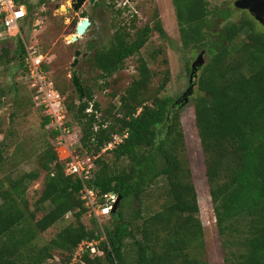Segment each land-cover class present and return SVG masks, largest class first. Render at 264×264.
<instances>
[{
	"label": "trees",
	"instance_id": "obj_1",
	"mask_svg": "<svg viewBox=\"0 0 264 264\" xmlns=\"http://www.w3.org/2000/svg\"><path fill=\"white\" fill-rule=\"evenodd\" d=\"M31 2L28 0L32 16ZM173 2L183 46L210 54L200 69L193 104L224 263L264 264V32L255 31L253 23L244 19L226 24L212 40L210 29L215 22L206 20L210 12L206 0ZM152 21V25L138 27L133 37L119 26L109 44L96 50L93 63L102 77L113 76L128 57L139 53L152 31L167 38L157 11ZM246 29L250 30L248 38L239 39ZM24 54L19 40L15 56L25 77ZM137 70V78L120 95L119 116L111 125L87 112L94 94L89 86H85L84 100L79 102L76 97L66 104L68 114L81 128L79 137L67 122L78 134L70 136L72 141H80L77 153L99 155L89 184L102 193L121 196L116 213L102 216H109L112 222L107 225L103 219L102 228L95 217L92 221L97 228L82 222V216L88 214L80 193L82 182L66 172L65 161L55 149L56 131L51 130V143L47 142L40 156L45 187L34 210L27 191L40 176L38 170L0 179V264H47L55 256L71 264L75 249L84 240L99 241L103 254L85 252L77 264H210L179 107L172 97L158 96V90L149 103L146 93L154 72L148 59L141 57ZM168 80L169 70L161 88ZM94 106L99 109L98 103ZM49 120L45 115L43 124L48 125ZM124 131L128 136L106 151L112 160H105L102 149L112 140V133ZM6 148L0 140V164ZM161 178L166 203L149 212L145 198ZM129 201L138 202V207L127 219L123 207ZM47 204L50 208L38 219L37 212L44 211ZM67 215L74 221L49 241L34 243L39 233ZM102 230L105 239H101ZM54 252L63 254L62 259Z\"/></svg>",
	"mask_w": 264,
	"mask_h": 264
},
{
	"label": "rangeland",
	"instance_id": "obj_2",
	"mask_svg": "<svg viewBox=\"0 0 264 264\" xmlns=\"http://www.w3.org/2000/svg\"><path fill=\"white\" fill-rule=\"evenodd\" d=\"M75 1L46 0L40 2V0H32L31 3L34 7L31 12L32 16L29 12L28 17L19 21L23 35L0 36V140L5 141L7 146L3 162L0 164V179H5L7 175L17 177L23 172L38 170L40 176L30 183L27 191L31 210L37 206L36 203L45 187L46 171L42 167L40 156L44 152L47 142L51 143L52 129L49 125L43 124L45 114L33 102L30 86L22 74L23 68L15 56L19 40L22 41L24 47L38 45L44 53H47L49 61L47 68L55 83L60 90L67 89V92H62L67 105L73 98L78 97L72 82L73 71L76 69L84 88L89 86L94 92L87 112H94L99 121L106 119V123L110 125L114 123L115 117L119 116L120 95L138 76L137 65L141 57L148 59L149 67L154 72L147 88L148 102H152L151 99L158 90V96H170L176 103L190 85L192 63L203 52L201 48L192 50L183 46L173 0H96L92 4L87 0L82 8L76 11L72 6ZM206 1L210 11L206 20L215 22L213 28L210 29V32H213L212 40L217 38V34L226 24L239 23L244 19L253 23L255 31L264 32V26L258 23L248 11L234 5V0ZM155 11L159 13L167 38L161 37L158 31H152L139 53L128 57L123 67L113 76L107 79L102 77L100 70L93 63L96 50L109 44L119 26L127 28L133 37L138 27L147 23L152 25V16ZM84 13L87 14L86 17L83 16ZM83 18L89 19L91 24L83 34L78 36V40L72 41L71 37L76 33L75 25H78ZM133 24L136 26H132ZM249 31V29L244 30L239 39L246 40ZM77 49H80L82 54L79 56L78 64L73 67L72 63L76 58L75 51ZM204 56L208 60L209 52L204 51ZM201 67L194 79L193 94L185 104L176 103V105L180 110L187 155L193 181L198 190L200 217L204 224L209 261L210 264H225L206 177L204 153L195 123L193 97L197 91V79ZM167 70H169V80L161 88V85L165 83ZM95 102L98 103L99 109L94 106ZM67 120L81 137L78 121H74L71 114L67 115ZM98 127L97 124L96 128ZM102 153H104L102 155L105 160H112L111 153L104 151ZM98 157L99 155L96 156V158ZM123 162L128 163V160L125 159ZM158 181L145 198L144 204L149 212L159 209L167 200L162 189L164 180L161 178ZM47 207L50 208L47 204L44 211L37 212L38 219L48 210ZM136 207H138V202L129 201L123 207L125 218L130 219ZM101 219L102 226L105 222L107 225L112 222L109 216L101 217ZM73 221L74 217L67 215L47 231L39 233L34 243L43 244L49 241L58 231ZM82 222L89 228L100 226L92 221V216L89 213L82 216ZM127 241L129 243L131 240L128 238ZM54 255H58L61 259L63 257V254L59 252H54ZM47 264L65 263L62 260L59 261V258L55 256L54 260H49Z\"/></svg>",
	"mask_w": 264,
	"mask_h": 264
},
{
	"label": "built area",
	"instance_id": "obj_3",
	"mask_svg": "<svg viewBox=\"0 0 264 264\" xmlns=\"http://www.w3.org/2000/svg\"><path fill=\"white\" fill-rule=\"evenodd\" d=\"M29 16L28 0H0V36L23 35L19 21ZM25 79L32 92L33 100L44 114L49 117V126L56 131V151L59 158L65 161V170L68 174L78 177L82 182L80 193L85 202L90 216L95 217L101 224V217L111 213L118 199L116 192L102 193L100 189L89 184L96 167L95 158L89 155H80L76 148L81 147L79 139L74 137V129L67 124V107L65 97L56 87L50 71L46 69L49 64L47 53H44L38 45H26L24 54ZM73 131V133H72ZM128 136V131L123 133L113 132L112 140L106 144L102 151L106 152L123 141ZM75 146V148H74ZM64 154V155H63ZM102 228V227H101ZM103 231V230H102ZM105 233L101 239H105ZM99 241L84 240L77 248L72 257L71 264H77L85 252L91 255H102L98 249Z\"/></svg>",
	"mask_w": 264,
	"mask_h": 264
},
{
	"label": "water",
	"instance_id": "obj_4",
	"mask_svg": "<svg viewBox=\"0 0 264 264\" xmlns=\"http://www.w3.org/2000/svg\"><path fill=\"white\" fill-rule=\"evenodd\" d=\"M86 1L87 0H76L75 2H73L72 6H73L74 10L76 11V10H79L80 8H82V6L84 5V3ZM95 1L96 0H90V3L92 4ZM256 2H257V0H236L235 5L241 9H249L251 14L253 16H255L256 19H260L259 11L256 9ZM90 24H91V21L89 19L83 18L81 20V22H79V24L76 26V33H75V35H73L71 37L72 41L78 40V36L83 34ZM1 30H3L2 27H0V31ZM81 54H82V51L80 49H77L75 51L76 58L74 59V62L72 63L73 67H75L78 64L79 56ZM205 60L206 59H205L204 51H203L202 53H200L197 56L195 61L192 63L191 73H190V78H189L190 85L186 89V91L180 96V98L177 99L176 103L185 104L189 100L190 96L194 92V87H195L194 79L197 76V72H198L199 68L204 65ZM72 82H73V85L75 86L76 92L78 94L79 102H81L82 100H84L86 92H85V88H84L83 84L81 83L80 77L78 76L76 69L73 71ZM120 200H121V196L118 197L117 202L115 203V205L111 211L112 214L116 213Z\"/></svg>",
	"mask_w": 264,
	"mask_h": 264
},
{
	"label": "flooded vegetation",
	"instance_id": "obj_5",
	"mask_svg": "<svg viewBox=\"0 0 264 264\" xmlns=\"http://www.w3.org/2000/svg\"><path fill=\"white\" fill-rule=\"evenodd\" d=\"M234 1H236V0H234ZM234 5H235V2H234ZM256 9L259 11L260 19H256L255 16H253V17L256 19V21H258V23H260V24H262L264 26V0H257ZM243 10H246V11H248L251 14L249 9H243Z\"/></svg>",
	"mask_w": 264,
	"mask_h": 264
},
{
	"label": "bare ground",
	"instance_id": "obj_6",
	"mask_svg": "<svg viewBox=\"0 0 264 264\" xmlns=\"http://www.w3.org/2000/svg\"><path fill=\"white\" fill-rule=\"evenodd\" d=\"M85 28V27H84Z\"/></svg>",
	"mask_w": 264,
	"mask_h": 264
}]
</instances>
